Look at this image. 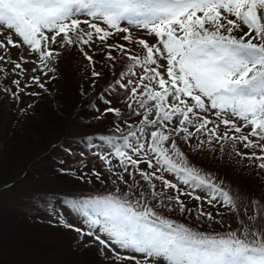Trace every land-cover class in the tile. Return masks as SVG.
Here are the masks:
<instances>
[{
	"label": "snow or ice",
	"instance_id": "obj_1",
	"mask_svg": "<svg viewBox=\"0 0 264 264\" xmlns=\"http://www.w3.org/2000/svg\"><path fill=\"white\" fill-rule=\"evenodd\" d=\"M0 36V61L14 64L21 74L28 60L21 55L12 61L9 49L24 47L36 58L31 71L41 75L32 76L25 88L46 90L41 77L55 72L51 65L59 50L79 51L97 78L103 72L95 70L90 52L102 53L99 63L109 71L119 61L110 90H123L125 123L140 118L119 143L102 137L113 150L98 157L127 191L72 201L87 231L65 227L93 237L113 253V264H264V202L234 196L181 147L199 154L206 148L223 153L230 145L231 153L264 171V0H0ZM13 83L23 91L18 80ZM105 103L109 106L96 119L112 113L119 124L121 109L111 107V99ZM92 175L99 180L101 174ZM184 196L201 202L195 206L198 215ZM151 201L227 230L208 233L178 223L158 214ZM203 203L217 211H205ZM220 208L230 214L231 224Z\"/></svg>",
	"mask_w": 264,
	"mask_h": 264
},
{
	"label": "rangeland",
	"instance_id": "obj_2",
	"mask_svg": "<svg viewBox=\"0 0 264 264\" xmlns=\"http://www.w3.org/2000/svg\"><path fill=\"white\" fill-rule=\"evenodd\" d=\"M133 33L134 35L142 36L148 40L149 43L153 40L151 36L146 35L141 30L133 29ZM7 34V31H5L4 35L6 36ZM234 34L237 36L240 35V33ZM3 39L4 36H0V40ZM13 39L16 40L17 37L13 36ZM117 39L118 37L110 39L108 43H115ZM120 43L126 42L121 40ZM55 47L56 46H53V48ZM59 51L61 54L51 65L55 68V72H50L47 77H41L42 81L46 85V90L40 89L35 85L27 88L24 87L25 83L30 85L32 84V76L41 75L39 71H31L33 67H37V65L33 63L36 58L34 56H29L28 53L25 52L24 47L10 48L8 53L10 59L14 62L18 61V58L21 55H24L27 58L28 62L23 64V68L26 70L23 74L20 73L19 69H14V64L0 61V69H2L0 70V121H2V125L0 124V135H2V137H0V174L1 176L4 175L0 180V213L4 214L7 212L12 215L20 216L27 214L28 218H30L29 220H31L30 224L32 225L27 226L29 232L32 233V229H34V233L42 234V236H45L43 234L51 236H57L60 234L63 235L66 233V230L78 233L74 230V228H80L87 231L86 224L84 223L85 218L71 206L72 201L74 200L63 201L62 197L42 193V191H50L48 187L50 189H58V187L63 186L64 183L62 180H66L64 177L72 182V179L77 176L79 178L78 182L81 180L83 181V185H88L90 194H88L89 196L85 195L84 200L109 194L112 192L114 187H116V189H120V192H116V190L113 191L116 195H122L128 189V185L118 181L116 176L108 172L103 162L98 158L99 154H109L113 150L109 144L102 140L95 144H87L86 142L67 143L66 149L68 152L66 151L64 157L55 154V158L59 163L58 167L61 171H58V174H51L50 177H47L48 179H42L44 177V165L41 163L39 158H41L40 156H43L47 149H51L54 145L53 143L57 140V135L61 132H63L62 134L65 133L66 136L69 134L84 135L91 132L93 129L92 127L100 125V123H107L114 118H117L112 113H108L101 119H96V117L100 116L104 109L108 107L105 103V100L108 98L105 96L110 97L112 100L111 105H121L124 103L123 90L113 92L110 90V85L107 82L108 75L110 73L120 71L121 65L119 61L116 62L113 70L109 71L107 68H102L99 63V61L103 60V54L98 50L95 53L90 52L89 54H92L94 61L97 62L95 64V70L103 72V75L97 78L92 76V66H90L89 62L79 51L75 49ZM113 54L116 55V53ZM137 71H139V69H137ZM111 76L112 75H110V77ZM49 77L54 78L50 79ZM16 80L20 82V86L23 88V91L16 88V85L13 83V81ZM91 81L93 82L90 83ZM77 82L80 83L78 87L75 85ZM111 87L114 88L115 85ZM104 90L106 92L104 95H101L100 93L104 92ZM13 92H18V98H14L12 96ZM32 92L39 93V95H29V93ZM62 100H65V102H62ZM48 104L51 107V110L56 112L58 121H65L63 126H61L63 127L62 131L53 130V127H51L49 122L45 121L47 116L45 118L43 116L39 118V115L42 114V112L45 114L46 108L44 105L48 106ZM88 104H91L92 111L90 112L84 111V108ZM80 110H82L83 116L78 115V111ZM24 118H28L27 120L30 121L33 120V122L38 125L23 127L27 121L24 120ZM139 120V117L131 116L127 119V123L124 122V119H121L119 124L114 122L108 123L107 130L121 135L120 138H122L123 135H127L128 131L136 130L139 126ZM129 125H132L131 129L129 128ZM16 129H21L17 133L19 136H14V138L8 142L10 138L8 132L13 133ZM23 130L25 131L22 133ZM246 131L247 129H245V132ZM4 135H7L8 139H5ZM30 139H32L33 142L30 141ZM26 140L28 142L30 141L27 149L24 148ZM181 147L182 150L188 154L189 160L192 163L203 169L205 172L211 173L216 178L217 182L224 179L223 181L225 182V186L231 190L234 196L237 194L240 196L242 195L243 190L239 187H242L241 182L251 183L250 181H252L251 184L254 183L253 185H256L258 192L260 191V186L264 185V171L258 170L254 166H251L246 159H241V157L231 153L230 145L225 146V151L223 153L219 150L212 152L206 148L199 154L196 152L190 153L186 146L182 145ZM236 147L242 152L249 151L243 149L239 144H237ZM13 152L17 154L20 153L19 156L17 155L14 157V160L13 157L8 156V153ZM21 158H23L26 162L25 167H20V164H18V161ZM7 160L14 162V170H12L9 175L6 174L9 168H5L4 165V162L5 164L9 163ZM116 163V160L113 159V164ZM241 163L247 165L248 167ZM140 167L143 169L147 166L141 164ZM31 170H34L37 173L29 178L21 176L23 172H31ZM93 171L101 174L99 179L100 181L92 175ZM116 171L120 172L121 170L117 168ZM225 171H230L227 175L225 174L227 180L229 178L234 179V183H237L238 185L234 184L233 186L231 181L225 180ZM41 172L43 175H40ZM62 172L65 176L61 177L59 181L58 176H60L59 173ZM18 177H20V179ZM81 177H83V179H81ZM124 177L130 184L131 179L128 175L124 174ZM168 178L173 179L172 177ZM16 179H19V182L12 185ZM236 179H238L239 182ZM140 183H143V181H140ZM155 183L157 184L158 189L162 188V185H160L158 181ZM82 184L80 187H83ZM8 185H12L13 188H9ZM78 185L80 184L78 183ZM181 187L183 186L181 185ZM232 187L234 188L232 189ZM24 188L29 190L25 191ZM94 190H97V194H93L95 192ZM136 191H139V189H136ZM168 191L171 192L172 190ZM241 198L244 199L242 196ZM133 199H135V197H133ZM181 199L185 201L193 213L198 215L195 206L201 202L190 200L186 196L181 197ZM247 199L250 198H246V200ZM150 203L154 207V210L161 216L172 219L178 223L186 224L189 227H196L200 231H206L208 233L215 231L223 234L227 230L226 225L215 224L206 227L202 223H197L194 215L186 216L180 214L179 212H169L167 209H162L155 205V201H151ZM203 208L205 211H212L213 213L217 211V208L210 207L207 203H203ZM219 212L228 224L232 223L230 214L225 208H220ZM184 217H186V219H184ZM217 218L219 219L220 217ZM14 221V224L21 225V222L16 221V218ZM61 224H63L64 230L60 228L62 227ZM65 224L72 225L74 228L65 227ZM233 227H235L234 224ZM52 228L56 230H53ZM43 245L50 247L53 244L49 242V238L46 239L45 236ZM56 245L61 247L58 243ZM53 247L54 246H52L51 249ZM59 249L60 252L57 260L50 257L51 262H59L60 264H75L82 256L90 257V255H93L92 252L91 254L85 252L86 249L87 251H94L93 249H95L97 251L96 254L101 255L102 257L100 262H103L104 264H113L111 259L113 253L108 249H102V246H100L98 242H95L94 238L91 236L81 235V238L78 237L75 239L71 246H64V249ZM102 251L104 255L101 254ZM105 256L109 257V259H105ZM49 261L45 260L42 264H50ZM121 262H124L125 264H134L133 261Z\"/></svg>",
	"mask_w": 264,
	"mask_h": 264
},
{
	"label": "trees",
	"instance_id": "obj_3",
	"mask_svg": "<svg viewBox=\"0 0 264 264\" xmlns=\"http://www.w3.org/2000/svg\"><path fill=\"white\" fill-rule=\"evenodd\" d=\"M110 75H112V76L110 77ZM115 78L116 77H115L114 73H110L108 75L107 82L109 83L110 86L114 85L113 81L115 80ZM111 80H113V81H111ZM92 82L93 81H91L90 83H92ZM79 84L80 83L77 82L75 84L76 87H78ZM93 86H95V85H93ZM62 102H65V100H62ZM66 106H69V105H66ZM44 107L46 108L45 114H44V112H42V114L39 115V118H41L42 116L45 118L47 116V118H45V121L49 122L51 127H53V130L62 131L63 127H61V126H63L65 121L64 122L58 121V118L56 117L57 116L56 112L51 110V107L49 106V104H48V106L44 105ZM111 107L121 109V112L123 114V117L121 119H124L126 116H128V109H127L125 104H121V105L114 104V105H111ZM84 111H86V112L92 111L91 110V104L86 105V107L84 108ZM0 115H1V111H0ZM78 115L83 116L82 110L79 111ZM27 119L28 118H24V120H27ZM116 121H117V118H114L113 120H111L107 123L106 122L100 123V125L92 127L93 129L91 130V132L84 134V135L69 134L66 136L65 133L62 134L63 132H61L59 135H57V140L53 143L54 145L51 147V149H47L44 152L43 156H40L41 158H39L41 163H43V165H44V168H43L44 169L43 170L44 171V177L42 179H44V178L48 179L47 177H50L51 174H53V173L58 174V171H61L60 168L58 167L59 163L57 162V160L55 158V154L59 155L61 157H64L66 154V151H67L66 144L69 142H76V143L86 142L87 144H94V143L100 142L101 140L104 141L102 139V137H103V138H113L114 143H119L120 139H121L120 138L121 135H118V134L114 133L113 131L110 132L107 130L108 123H113V122L116 123ZM0 124L2 125V121H0ZM17 125H19V124H17ZM24 125L25 126H23V127H32L34 125L37 126L38 124L34 123L33 120H31V121L27 120ZM16 128H18V127H16ZM111 129H113V128H111ZM19 130H21V129H16L13 131V133L8 132V135L10 137L8 142H10L11 139L14 138V136L18 135L17 133L19 132ZM24 131L25 130H23L22 133ZM0 137H2V135H0ZM4 138L8 139L7 135H4ZM30 141L33 142L32 139H30ZM29 142L26 140L25 145H24L25 149H27ZM17 155L19 156L20 153H18V154L15 152L8 153V156L13 157V160H14V157H16ZM7 162H9V163L5 164V162H4V165H5V168H9L7 173H6L7 175H9L11 173V171L14 170V167H13L14 162L13 161L11 162L8 160H7ZM18 164H20L19 165L20 167L21 166L25 167L26 162L23 160V158H21L18 161ZM241 164H243V163H241ZM243 165L248 167L245 164H243ZM49 172H52V173H49ZM229 172L230 171H225V173H224L225 180H227L226 175ZM35 173H37V172H35L34 170H31V172L25 171V173L23 172V174L21 176H26L29 178V177L35 175ZM59 174H60V176H58V179L60 181L61 177L65 176V175H63V172L59 173ZM40 175H43V173L41 172ZM0 176H1V174H0ZM3 176L0 177V180L3 178ZM231 177H235V176H231ZM18 178L20 179V177H18ZM19 179H16V181H14L12 183V185L14 183H18ZM64 179H66V180H62V182L64 183L63 186L58 187V189H53V188L50 189L48 187V189L50 191H48V192L42 191V193L43 194H50V195L56 196V197H62L63 201L84 200L85 195L90 194L89 193L90 189H88V185L87 184L83 185L82 184L83 181H81V180H80V182H78L79 178L77 176L72 179L73 180L72 182L67 180L66 177H64ZM136 179L139 181L138 176L136 177ZM236 180L238 181V179H236ZM227 181H231L233 186H234V184H237V183H234V179L229 178ZM250 182L252 183V181H250ZM78 183L80 185H78ZM241 183H242V187L241 186H239V187L242 188V190H243L241 196L244 198L245 201H246V198H250V199H257V200L264 202V185L260 186V191L258 192L256 185H253L254 183L253 184L248 183V182L247 183L241 182ZM81 184L83 185V187H80ZM246 184H250V185H246ZM12 185H8L9 188H13ZM254 186H255V189H254ZM233 188L234 187H232V189ZM24 190L28 191L29 189L24 188ZM115 190H117L116 187L113 188L111 193H113V191H115ZM94 191L95 192L93 194H97V190H94ZM79 197H83V198H79ZM11 218L14 220L16 218V221L21 222V225L14 224L15 221L12 220ZM29 219L30 218H28L27 214L20 216V215H12L11 213H7V212H5L4 214L0 213V264H42L43 261H45V260L49 261L51 258H54L57 260L58 254L60 252L59 248L64 249V246H71L72 242H74L75 239H77L78 237L81 238V234L76 233V232L74 233L72 231L69 232L68 230L65 231L66 232L65 234H63V235L60 234L57 236H51V235L43 234L46 236V239L49 238V242H51L53 244L50 247L49 246L46 247V245H43V240H45V236H42V234L34 233L33 232L34 229H32V233L29 232V229L27 226H32L30 224L31 220H29ZM184 219H186V217H184ZM61 225H62V227H60V228L62 230H64L63 224H61ZM52 229L56 230L54 228H52ZM57 243L60 244L59 246H61V247H58V245H56ZM52 246H54L53 247L54 249L53 248L51 249ZM55 246H56V248H55ZM95 249H93L95 252L94 251H87V249H86L85 252H88L90 254L92 252L93 255H90V257L89 256L88 257L82 256L83 258L82 257L79 258V260L76 261L75 264H104L103 262H100V259H102V257H101V255L96 254L98 250L96 249L97 250L96 251ZM49 262H50V264H60L59 262H51V260ZM119 264H125V263L120 261Z\"/></svg>",
	"mask_w": 264,
	"mask_h": 264
}]
</instances>
